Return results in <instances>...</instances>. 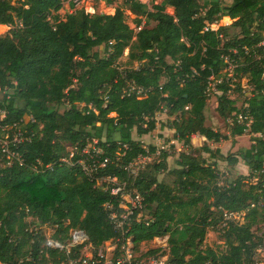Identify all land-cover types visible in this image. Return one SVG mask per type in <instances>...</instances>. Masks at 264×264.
<instances>
[{
    "label": "trees",
    "instance_id": "trees-1",
    "mask_svg": "<svg viewBox=\"0 0 264 264\" xmlns=\"http://www.w3.org/2000/svg\"><path fill=\"white\" fill-rule=\"evenodd\" d=\"M63 2L0 0V24L11 26L0 35V88L12 89L0 101L3 121L16 122L29 137L16 148L22 165L7 166L0 156V264L57 263L68 256L45 245L43 226H51V236L63 244L71 229L83 230L94 247L118 237L109 218L121 211L118 197L79 165L61 161L72 147V160L81 158L92 140L101 150L98 158H107L95 176H114L143 197L140 217L134 212L125 227L136 249L167 235V250L144 255L168 251L172 264H243L251 248L249 228L264 220V209H252L245 224L230 226L221 249L201 245L218 221L217 207L241 209L258 195L243 175L220 182L217 160L235 165L239 156L249 171L264 161V0H161L150 8L125 0L112 14L74 8L61 17ZM125 10L135 15L134 28ZM225 16L229 25L209 28ZM225 56L233 60L238 81L225 71ZM211 76L219 80L216 113L227 121L242 110L252 116L250 132L261 134L238 156L191 144L196 133L211 142L245 133L243 124L229 123L228 135L206 124ZM242 78L253 89L238 106L232 92ZM128 81L148 89L146 96L122 95ZM163 110L168 118L161 125L188 150L177 154L173 166L167 162L171 154L160 150L158 160L130 173L126 165L156 152L139 137L156 128Z\"/></svg>",
    "mask_w": 264,
    "mask_h": 264
},
{
    "label": "built area",
    "instance_id": "built-area-1",
    "mask_svg": "<svg viewBox=\"0 0 264 264\" xmlns=\"http://www.w3.org/2000/svg\"><path fill=\"white\" fill-rule=\"evenodd\" d=\"M214 25L215 23L210 24L209 28L216 29ZM139 28L140 27L136 29ZM207 28L208 27L205 29ZM224 60L227 63L225 71L228 72V76L232 77L233 81H238V79L233 76V60L229 59L228 56H225ZM119 68L122 69L121 66ZM262 78L264 79V72L262 73ZM212 80H215V87L216 82H219V80L214 79L211 76L206 89L207 92L210 89V83ZM233 85L234 84L231 83L232 88L235 87V85L234 87ZM249 86L250 95L253 85L249 84ZM215 87L214 89L216 90ZM147 91L148 89L128 81L122 90V95L135 94L137 98H143L146 96ZM11 94L12 89L8 86L0 88V101L4 98H10ZM5 115L6 109L0 106V156L5 157L4 164L7 166L14 162H18L19 165H22L23 160L16 148L23 141L29 140V137L25 135L24 131L16 122H4L3 120ZM227 121L231 124H243L245 127V133L247 132L253 137L261 136L260 133L250 132L249 127L252 122V116L242 110L233 112L227 118ZM175 142L179 141L172 137L170 144L172 145V143ZM179 144L182 150H188V146L183 144L182 141L179 142ZM74 151L75 148L72 147L70 154L67 157H63L61 161L69 165H79L81 170L88 177L95 179L98 184L101 182L105 183V187L109 188L110 193L118 197V206L121 211H111L109 218L114 229L119 233V235L115 239L105 241L99 247L92 246V244L88 242L86 233L79 229L70 230V239L66 244L61 243L58 238H53L51 235H47L45 237V245L59 250H66L69 254L65 258L60 259L57 263L48 262L47 264H172L168 259V251L165 253L144 255V253H142L139 249L135 248L132 237L127 234V229H125V227L129 225L130 218L134 212H137V216L140 217L141 210L143 209V197L134 189H128L124 181L121 182L114 176H95L97 169L105 166L107 162V158L102 160L98 158L101 150L96 146V140H92L87 143V145L81 150V155L83 156L76 161L72 160ZM156 151L158 152L157 149ZM150 156L151 155H139L134 161L130 162L124 168L130 173H135L137 170L135 171L132 166L136 163V161L140 158L149 160ZM46 167H49V165H46ZM243 176V182L247 185L254 186L258 195L256 199L250 201L241 209L233 210L224 209L220 206L217 207L219 215L214 228L221 233H225V231H227V229L232 225L245 224L248 221V213L250 210L264 209V161H262L258 168L243 174ZM107 207L112 209L110 204H107ZM80 231H83L85 235L79 234ZM249 233L251 238L247 241V244L251 245V248L249 253L246 254L243 264H264V220L257 221L253 224L249 228ZM75 245H79L80 247L73 251L71 248Z\"/></svg>",
    "mask_w": 264,
    "mask_h": 264
},
{
    "label": "rangeland",
    "instance_id": "rangeland-1",
    "mask_svg": "<svg viewBox=\"0 0 264 264\" xmlns=\"http://www.w3.org/2000/svg\"><path fill=\"white\" fill-rule=\"evenodd\" d=\"M64 0L63 6L59 9L58 13L61 17H64L66 13L71 12L74 8H83L86 12L93 13H106L112 14L115 10V7L120 6L121 3L125 0ZM142 2L147 3L149 8L151 7L152 3H158L161 0H141ZM70 3H73L74 6L70 7ZM169 13H173L172 8H167ZM126 20L130 27H135V15L130 13L128 10H125ZM232 22V19L225 16L222 17L217 23H215V28L219 25H229ZM11 29V26L0 24V35L8 33ZM127 52L126 49L123 55L118 59L119 65L121 67L126 66L125 62L127 61ZM137 65L136 62L133 63ZM241 87L235 89L232 92V97L237 99V105L241 106L244 104V100L249 96L250 86L247 82L246 78H242L240 80ZM215 80H212L210 83V89L208 91L209 98L207 99V104L205 108V118L206 124L211 126L213 129L220 131L222 134L228 135L229 134V122L224 121L215 110L216 107V95L217 91L214 89ZM234 87V85H233ZM64 107H61L62 110ZM168 116L165 111L158 112L156 114V119L158 121L156 128L139 137V139L143 142V145L147 148L149 145H155V148L158 150L155 153L151 154L150 159H142L136 161V163L132 166V168L136 171L138 170L141 165L145 164L146 162L156 161L158 160L159 150H166L171 155L167 158L168 165L173 166L174 161L177 157L178 150L176 148L180 147L177 144H170L169 140L167 139L172 136L173 132L168 129L167 127H163L161 124H164L167 120ZM172 133V134H171ZM134 133V137H135ZM252 136L249 133H244L240 136L231 137L227 140H221L219 142L209 143L210 141H206L204 143L209 144L212 148H219L223 155L238 156V151L249 147L251 144ZM203 143V144H204ZM202 144V145H203ZM171 145V146H170ZM199 147V146H197ZM204 157H207V153H202ZM232 155V156H231ZM213 159H210L212 161ZM219 171L221 172L222 176H220V182H223V179H232L236 176L243 175V173H248V167H244L242 165V159L238 156V162L235 165L228 164L226 160L220 159L217 160ZM143 217H146L143 216ZM29 219V218H28ZM44 234L51 235L53 233V228L51 226H43ZM223 233L219 232L217 229H209L205 239L201 245L202 248L211 247L216 249H221L224 247V237L222 236ZM167 235L163 237H155L152 240L141 242L138 245V249L144 253L149 249H158V251H165L167 250Z\"/></svg>",
    "mask_w": 264,
    "mask_h": 264
},
{
    "label": "crops",
    "instance_id": "crops-1",
    "mask_svg": "<svg viewBox=\"0 0 264 264\" xmlns=\"http://www.w3.org/2000/svg\"><path fill=\"white\" fill-rule=\"evenodd\" d=\"M172 131V130H171ZM173 132V131H172ZM172 134V133H171ZM133 135H134V132H133ZM145 135V134H144ZM173 135V134H172ZM191 144L194 146V147H197V146H201L204 142H206V141H208L204 136H202V135H200V134H198V133H196V134H192L191 135ZM169 140V142H171V140H172V136H170V138L169 139H167V141ZM209 143H213V142H209ZM172 144H177V145H180L179 144V142H175V143H172ZM171 146V145H170ZM176 148H177V150H178V153L180 152V151H182V149L180 148V147H177L176 146ZM221 152V151H220ZM177 153V154H178ZM243 162V161H242ZM242 165L244 166V167H246V165L244 164V163H242ZM243 174H245V173H243Z\"/></svg>",
    "mask_w": 264,
    "mask_h": 264
},
{
    "label": "water",
    "instance_id": "water-1",
    "mask_svg": "<svg viewBox=\"0 0 264 264\" xmlns=\"http://www.w3.org/2000/svg\"><path fill=\"white\" fill-rule=\"evenodd\" d=\"M79 234L85 235V233L83 231H80Z\"/></svg>",
    "mask_w": 264,
    "mask_h": 264
}]
</instances>
